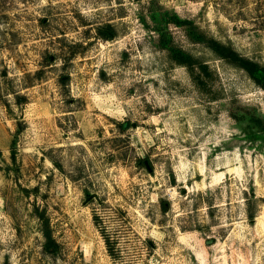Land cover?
Listing matches in <instances>:
<instances>
[{"label": "rangeland", "instance_id": "1", "mask_svg": "<svg viewBox=\"0 0 264 264\" xmlns=\"http://www.w3.org/2000/svg\"><path fill=\"white\" fill-rule=\"evenodd\" d=\"M214 41L264 68V0H0V264H264V73Z\"/></svg>", "mask_w": 264, "mask_h": 264}, {"label": "trees", "instance_id": "2", "mask_svg": "<svg viewBox=\"0 0 264 264\" xmlns=\"http://www.w3.org/2000/svg\"><path fill=\"white\" fill-rule=\"evenodd\" d=\"M110 30H111V27L107 26V30L105 31V33H103L104 34L103 37H109V35H110L109 31ZM210 46H211L212 50L217 55H219L221 58L229 59L230 61L234 62L238 66H241L252 77L256 78L258 76V75L256 76V74L264 73V68L263 67H260L259 65H257L256 63H254L253 61H251V60H249L247 58L241 57L233 49H230L227 46L221 45L220 43H218L216 41H214V43H212ZM173 54H174L173 56H174L175 60L177 61V63H180V64H190L189 63L190 62L189 59H187V55H183L182 52L181 53L180 52H177V53H173ZM145 160L146 159L143 160L144 163H145ZM43 232H44V236L46 238V245H47L48 248H51V246L54 245V242L51 239V236L49 234L48 229L47 228L44 229ZM108 249H110L109 246H108Z\"/></svg>", "mask_w": 264, "mask_h": 264}, {"label": "water", "instance_id": "3", "mask_svg": "<svg viewBox=\"0 0 264 264\" xmlns=\"http://www.w3.org/2000/svg\"><path fill=\"white\" fill-rule=\"evenodd\" d=\"M145 164H146L147 168H148L149 170H151V167L149 166L147 160H145ZM208 242H211V241H208Z\"/></svg>", "mask_w": 264, "mask_h": 264}]
</instances>
